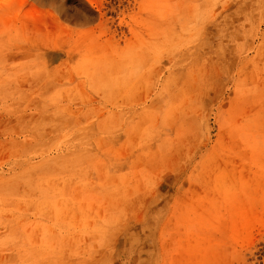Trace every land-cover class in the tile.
<instances>
[{
  "label": "rangeland",
  "instance_id": "374dc122",
  "mask_svg": "<svg viewBox=\"0 0 264 264\" xmlns=\"http://www.w3.org/2000/svg\"><path fill=\"white\" fill-rule=\"evenodd\" d=\"M0 264H264V0H0Z\"/></svg>",
  "mask_w": 264,
  "mask_h": 264
}]
</instances>
